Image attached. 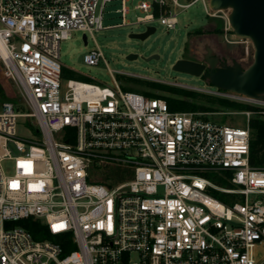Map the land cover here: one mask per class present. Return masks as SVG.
Here are the masks:
<instances>
[{"label": "built area", "instance_id": "1", "mask_svg": "<svg viewBox=\"0 0 264 264\" xmlns=\"http://www.w3.org/2000/svg\"><path fill=\"white\" fill-rule=\"evenodd\" d=\"M113 1L122 22L105 26ZM128 1L0 0V59L27 109L0 103V264H264V167L249 162V117L236 125L171 111L114 78L113 87L63 83L60 43L72 32L88 42L87 33L154 20L173 29L176 8L198 0H139L134 22ZM101 59L97 43L83 55ZM20 117L36 134L17 135ZM109 165L130 179L102 173ZM28 218L48 236L15 223Z\"/></svg>", "mask_w": 264, "mask_h": 264}, {"label": "rangeland", "instance_id": "2", "mask_svg": "<svg viewBox=\"0 0 264 264\" xmlns=\"http://www.w3.org/2000/svg\"><path fill=\"white\" fill-rule=\"evenodd\" d=\"M138 1L129 0L127 3L130 7L127 19L132 22L136 20L137 15H141L138 10L133 8ZM178 1L185 4L190 0ZM120 7V1L109 2L105 5L103 25H114L122 22L121 13L116 12V9ZM176 12L178 23L173 29H168L159 21L154 20L148 24L105 28L94 32V39L104 56V60L101 59L97 65H88L83 61V55L96 46L90 33H87L88 42L85 44L82 39L83 31L72 32L70 38L62 40L60 43V62L66 67L75 69L78 73L63 68V83H66L68 79H74L113 87L115 79L123 90L130 88L144 94L142 90L155 91L154 87L145 81H154L214 96L236 98L241 102L264 109V102L259 103L249 98L252 101H248L241 95L217 89L203 77H195L172 69L177 59L202 61L208 50L211 51V55L219 57L220 63H231L234 60L244 58L242 65L246 67L252 61L253 52L250 42L241 41L234 36L227 19L228 10L217 11L215 16L210 17L206 14L203 2L198 0L188 7L176 8ZM149 25L154 26L156 30L145 40L128 37L130 32H142ZM198 29L204 31L200 36L194 33ZM215 30L218 31L215 32ZM129 53H136L138 57L128 59ZM153 54L159 55V58L145 60ZM0 86L3 92L0 94V103L4 100H10L20 106L21 111L27 110L21 103L20 92L8 77L1 59ZM246 111H249V116L242 111H214L215 113H208V116L211 119L219 120L221 123L244 125L247 123L248 117L250 119L251 116L258 113L253 110ZM28 123V118L20 117L17 119L16 133L18 136L28 138L36 134ZM8 166L11 167V165ZM118 170L116 166L109 165L102 170V173L112 175L118 182L130 179V173L125 174L123 170ZM205 176L215 184L228 185L224 176L218 172L210 171ZM211 193L221 200L227 199L224 194L214 191Z\"/></svg>", "mask_w": 264, "mask_h": 264}, {"label": "water", "instance_id": "3", "mask_svg": "<svg viewBox=\"0 0 264 264\" xmlns=\"http://www.w3.org/2000/svg\"><path fill=\"white\" fill-rule=\"evenodd\" d=\"M210 12L228 10V23L234 36L247 40L253 47L252 61L243 67L242 61L219 62V57L208 50L202 61L177 59L172 69L176 72L203 77L217 89L264 102V0H208ZM154 26H147L142 32H130V39L145 40L155 32ZM83 41L87 44L86 35ZM248 53V52H246ZM129 53L128 59L137 58ZM159 58L153 54L145 58L149 61Z\"/></svg>", "mask_w": 264, "mask_h": 264}, {"label": "trees", "instance_id": "4", "mask_svg": "<svg viewBox=\"0 0 264 264\" xmlns=\"http://www.w3.org/2000/svg\"><path fill=\"white\" fill-rule=\"evenodd\" d=\"M156 15L158 12L156 10ZM218 30H215L217 32ZM195 35L200 36L204 33L198 29ZM63 74V71H62ZM84 82V81H83ZM154 87L155 91L142 92L149 97L164 98L171 111H190V112H210V111H244L262 110L252 104L241 102L211 94H205L187 90L184 88L168 85L160 82L145 81ZM127 90H132L127 88ZM222 91V89H219ZM224 91V90H223ZM162 92L166 93L163 94ZM0 94H3L0 86ZM251 128L249 162L253 167H264V114L256 113L249 119ZM28 229L35 239L40 240L48 236L46 227L32 218L15 221Z\"/></svg>", "mask_w": 264, "mask_h": 264}, {"label": "crops", "instance_id": "5", "mask_svg": "<svg viewBox=\"0 0 264 264\" xmlns=\"http://www.w3.org/2000/svg\"><path fill=\"white\" fill-rule=\"evenodd\" d=\"M84 35V34H83ZM82 39H83V36H82ZM62 66H63V68H65V69H67V70H69V71H71V72H74V73H78V71H76L75 69H73V68H71V67H66L64 64H62Z\"/></svg>", "mask_w": 264, "mask_h": 264}, {"label": "bare ground", "instance_id": "6", "mask_svg": "<svg viewBox=\"0 0 264 264\" xmlns=\"http://www.w3.org/2000/svg\"><path fill=\"white\" fill-rule=\"evenodd\" d=\"M0 49H1V51H2V46H1V43H0ZM255 101V100H254Z\"/></svg>", "mask_w": 264, "mask_h": 264}]
</instances>
